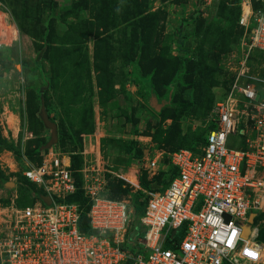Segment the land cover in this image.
<instances>
[{
    "label": "rangeland",
    "instance_id": "obj_1",
    "mask_svg": "<svg viewBox=\"0 0 264 264\" xmlns=\"http://www.w3.org/2000/svg\"><path fill=\"white\" fill-rule=\"evenodd\" d=\"M41 1L0 0V136L14 144L0 149V171L4 180L16 183L0 186V202L11 203V197L24 191L26 157L39 163L41 151L54 147L78 157L75 171L84 193L97 186L99 195L133 204L135 187L124 180L127 190L119 192L116 186L122 178L116 171L134 181V170L122 166L159 156L167 145L188 148L190 143L199 152L205 142L216 102L233 82L232 62L239 53L243 35L239 21L246 0H55L56 10L43 9ZM251 1L264 13V0ZM137 3L147 4L146 13L151 14L144 27L133 24L140 19ZM14 7L21 16L35 19L30 31H19L17 42L11 37L18 30L9 24ZM80 22L81 27H73ZM213 27L224 30L226 44H216L208 56L203 52L202 63H196L193 72L180 74L170 90L165 80L173 79L184 55L196 62L202 49H212L211 38L202 31ZM157 54L161 60L155 59ZM217 64L214 84L204 86ZM141 65L153 72L155 84L150 85L152 77ZM196 77L204 81L190 88L188 81ZM209 89L212 104L210 97L203 99ZM153 92L160 99L170 94L172 102L158 111L151 102ZM44 113L59 128V140L52 146ZM40 144L47 146L29 153ZM136 153L141 158H132ZM152 173L146 177L150 186L172 176L169 169L154 181ZM28 189L40 191L36 184ZM134 220L135 212L129 235L135 232ZM139 226L144 232L140 222ZM126 244L138 246L136 240Z\"/></svg>",
    "mask_w": 264,
    "mask_h": 264
},
{
    "label": "built area",
    "instance_id": "obj_2",
    "mask_svg": "<svg viewBox=\"0 0 264 264\" xmlns=\"http://www.w3.org/2000/svg\"><path fill=\"white\" fill-rule=\"evenodd\" d=\"M239 23L233 82L216 102L200 151L166 149L147 159L152 176L169 165L177 170L161 190L144 188L134 165L122 166L134 170V181L115 172L147 196L144 232L129 239L133 204L101 196L97 186L85 193L93 232L82 231L80 205L69 201L77 190L71 154L49 147L39 163L26 157L23 171L41 191L22 205L19 194L0 202V264H264V13L246 0Z\"/></svg>",
    "mask_w": 264,
    "mask_h": 264
},
{
    "label": "trees",
    "instance_id": "obj_3",
    "mask_svg": "<svg viewBox=\"0 0 264 264\" xmlns=\"http://www.w3.org/2000/svg\"><path fill=\"white\" fill-rule=\"evenodd\" d=\"M40 5H43L44 6L43 9H45V8L47 9L48 8V9L56 10L58 3L55 0H42L40 2ZM75 8H78V6L75 7ZM256 8H258V7H256ZM136 10H137V12H138L137 14H138V16L140 18V19L138 18L140 20V23H139V20H138L137 22L134 21L133 24L136 25V26H143L144 27L145 26V22H144L145 21V18L146 17H149L151 15V14H147L146 13L148 11L147 10V4L137 3L136 4ZM9 13H10L12 22L16 25V27H17V29L19 31L20 30L30 31L29 26L31 25L32 21H35V19H33L30 15H27V14H26V16H23V15L21 16L19 14V12H18V10H17L16 7L13 8L12 13L10 11H9ZM37 22H39V21L37 20ZM137 23H138V25H137ZM82 25H83V23L80 22L78 24H75L73 27L77 28V27H81ZM202 32L205 33L206 35H208V37L211 38L212 49L206 50V51L204 49H202V51H200V56L198 57L199 59L196 62H194V57L191 59L187 55H184V57H182L181 60H180V65L181 66L175 68V72L176 73H175L173 79H169V80L166 79L165 80L167 82V85H169L170 90L172 89V87L174 86V84H176L177 82L180 81V74H184V73H186L188 71H192L193 72L195 70L194 69V66H197V64L202 63L201 60H200V58L202 57L203 52H205V54H204L205 56H208L207 53L213 52V50H214L213 47L216 44H222V45L226 44V35L224 34V30L221 31L220 28L213 27V28H210V29H208L206 31H202ZM140 34L141 33H138V36H140ZM47 37H48V35H47ZM144 39H145V34H144ZM145 41H146V39H145ZM75 42H78V41L75 40ZM140 44L143 45V43H141V40H140ZM15 49H17V47ZM198 53L199 52H197V55H198ZM140 54H141V57H143L145 55L144 54V50L141 51ZM155 59L156 60H161L162 58L157 54ZM155 59H151L150 60L151 63H153V61H155ZM140 67H142L143 70H145V73L148 76L152 77V80H150V85L155 84V80H154L155 77L153 78V75H152L153 72L152 73L150 72V68L144 69V66L143 65H141ZM218 68H219L218 67V64L212 66V70L209 71L210 77L209 78L208 77L205 78L206 83H205L204 86H207L209 83H211V85L214 84V82H215L214 81V79H215L214 74L218 70ZM157 76H158V73H157ZM204 77H205V75H204ZM188 80H192V79L190 78ZM202 81H204V80H202L201 78L196 77L195 79L192 80V83H190L188 81V84H191L190 85V88L191 87H194V88L197 87L198 88L199 84ZM210 89L205 93V94H207L209 96L204 97L203 99H204V102H206V100L208 99V97H210L208 100H210L211 101V104H212L213 99H214V94L211 93V90ZM152 94H153V96H155L158 99H160L157 92L156 93L153 92ZM172 99L173 98H172V96H170V94H169V97L168 98H166V99L165 98L160 99L161 101H165L166 102L165 105L161 108V110L166 105L170 104L172 102ZM200 100H201V97L198 96L196 101L201 104V101ZM161 110H158V111H161ZM180 134L181 133H178L177 135H180ZM201 136H202V134H199V137H201ZM13 146H14L13 143L7 142L6 140H4L0 136V149L1 148L3 149L4 147L12 148ZM42 146L43 147H46L47 145L46 144L45 145H43V144L37 145L35 147V149L30 150L29 153H31V154L38 153V152L40 153L39 150H41ZM186 146L189 149H192V150L194 149L193 144H190L189 143ZM127 149H128L129 152L132 151V147H128ZM166 149H168V150H176V149H179V147H176V146H173V145H167L164 148V150H166ZM140 155H141L140 153H136V154L133 155L132 158H135V157L136 158H141ZM77 158H78L77 156H73L72 157V167H73V169H77L78 168V165L77 164H78L79 159H77ZM40 160H41V157H40ZM165 162L168 163V160L165 159ZM132 165H134V166H136V167H138V168L141 169L140 182H141V184H142V186L144 188H149V189H158V190L164 189L169 184V182L173 178V176L177 173V170L174 167H172L171 165H169L168 168H167V170L171 169V173H172L171 178L164 180V182L161 185L156 184V185L150 186L149 181H147V179H146L148 172H147V170L144 169V161H139V162H136L135 161L134 164H132ZM167 170H161V172H159V173H161V176H162L164 174V172H166ZM74 175H75V178H76L77 190H76V192L73 195H71L69 197V201L77 202L80 205V211H81V213H80V220H79V228L82 231H85L87 233H91V232H93V229L91 227L90 219H89L88 214H87L88 213V210L90 208V205L88 203L89 202V198L85 195L84 190L82 188L81 180L79 179V177H77L78 172L75 171L74 172ZM159 177L160 176H158L156 174L152 178H154L153 180L155 181ZM0 180H1L0 181V186L1 185H5L6 182H7V180H4V174L1 171H0ZM21 183H22V189L24 191H22V194H20V197L18 198V203L20 205H22L23 200L29 196L30 191H26V190H29L28 188H30V186L32 184H34V183L30 182L25 176H23ZM27 183H28V186H26ZM124 184H125V181L123 179L119 180V182L117 183V186L116 187H117V189H118L119 192L122 191V190H125V191L127 190L124 187ZM40 191H41V189H40ZM143 195H144V193L142 191H138V192H136V194L134 196V199H133V206H134V212H135V220H134V224H135L134 229H135V232L132 233V235H129L128 236L129 239H133L136 234L141 233V229H140V226H139V222H140L141 216L144 214L145 204H146V200H141V197ZM8 201L9 200H5V202H8ZM263 227L261 228V233H260V239L262 241H264V228ZM125 245H124V247H125Z\"/></svg>",
    "mask_w": 264,
    "mask_h": 264
},
{
    "label": "water",
    "instance_id": "obj_4",
    "mask_svg": "<svg viewBox=\"0 0 264 264\" xmlns=\"http://www.w3.org/2000/svg\"><path fill=\"white\" fill-rule=\"evenodd\" d=\"M151 102L157 110H161V108L166 103L165 101L158 103V98L155 96L152 97ZM43 117H44L45 126L49 129H51V140L49 141L48 146H52L53 144H56L59 140V128H58V125L56 124V122L50 120V118L47 116L46 113L43 114ZM15 185H16V183L14 181L6 182V186L15 187ZM43 198L45 199V201L47 203L51 202V198L49 196H43ZM253 217H254V214L251 216V220L253 219ZM249 232H250V226H247L245 235L247 236L249 234ZM126 264H129V262H127Z\"/></svg>",
    "mask_w": 264,
    "mask_h": 264
},
{
    "label": "crops",
    "instance_id": "obj_5",
    "mask_svg": "<svg viewBox=\"0 0 264 264\" xmlns=\"http://www.w3.org/2000/svg\"><path fill=\"white\" fill-rule=\"evenodd\" d=\"M19 34V33H18ZM17 38V37H16Z\"/></svg>",
    "mask_w": 264,
    "mask_h": 264
}]
</instances>
